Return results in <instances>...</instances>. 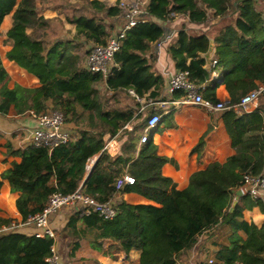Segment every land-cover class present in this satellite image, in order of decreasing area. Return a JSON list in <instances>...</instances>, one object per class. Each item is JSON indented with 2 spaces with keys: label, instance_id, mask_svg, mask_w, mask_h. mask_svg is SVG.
Listing matches in <instances>:
<instances>
[{
  "label": "trees",
  "instance_id": "16d2710c",
  "mask_svg": "<svg viewBox=\"0 0 264 264\" xmlns=\"http://www.w3.org/2000/svg\"><path fill=\"white\" fill-rule=\"evenodd\" d=\"M119 2L111 5L103 0H0V27L8 14L13 17L4 41L12 47L7 57L40 83L36 87L19 83L9 87V73L0 56V114L6 116L12 107L18 115L31 110L40 113L51 105L63 113L67 122L77 125L78 134L53 149L15 148L7 143V156H18L20 161H13L1 173L0 193L4 180L12 192L19 193L16 206L23 222L42 212L53 193L67 195L81 190L98 201H109L130 190V185L117 189L118 179L126 173L137 179L153 160H170L158 154L153 140L139 147V132L127 125L143 116H134L132 107H120L123 95L144 97L146 103L158 101L164 77L155 67L152 45L165 32L158 21L171 19L174 12L188 14L191 23L205 26L210 8H214L216 16H235L215 37L218 64L211 70L206 68V54L212 47L207 34H191L184 25L170 44L168 51L177 70L188 71L198 85L204 84L214 69L232 73L253 54L264 51V15L257 0H148L146 21L126 30L107 76L93 73L82 65L81 48L87 42H108L111 31L122 24ZM57 6L61 7V15H44L45 10ZM55 20L75 24L73 37H52ZM102 82L107 85L103 91ZM183 94L177 90L171 99ZM204 94L218 99L214 88ZM113 99L118 107L110 106ZM158 111L152 109L151 115L159 114ZM223 120L235 154L223 163L213 161L194 172L186 188L174 185L171 199L163 206L117 200L119 212L112 219L95 212L87 214L83 208L72 210L59 227L57 239L27 234L18 228L2 231L13 224V218L0 215V264H52L48 258L60 238L67 242L64 244L70 256L84 245L103 252L101 242L112 240L127 255L139 250L138 264H182V255L194 248L202 235L221 224L231 226L230 243L218 245L215 264H264V225L259 227L244 219V211L256 206L264 213V198L245 194L231 209L243 173L264 172V111L227 109ZM107 135L120 143V152L115 156L104 149ZM256 139L257 144L250 145ZM97 155L87 176L88 165ZM240 231L247 237L243 238Z\"/></svg>",
  "mask_w": 264,
  "mask_h": 264
},
{
  "label": "crops",
  "instance_id": "0c3cea01",
  "mask_svg": "<svg viewBox=\"0 0 264 264\" xmlns=\"http://www.w3.org/2000/svg\"><path fill=\"white\" fill-rule=\"evenodd\" d=\"M103 1L111 5L118 2V0ZM142 1L145 4L148 2V0ZM208 13L209 23L205 26L191 23L188 14H176L172 15V18L165 22L158 21L165 28L163 37L152 45V51L156 54L155 67L164 77V84L158 96V101L152 106H149L147 112H140L141 106L138 105L139 101L134 97L128 96L130 99L126 100L128 103L125 108L128 109L132 107L134 116H143L141 120L135 119L127 125L129 129L135 128L139 132V147L148 142H141V136L145 130L148 118L151 115V110H159L158 113L161 114L162 120L155 129L149 132V138L157 144L158 154L168 157L170 160L167 162H161L157 159L153 160L148 165L145 174L136 179L135 184L130 186L129 191L115 196V201L124 200L130 204L141 203L163 206L171 199L174 185L178 189L186 188L194 172L206 168L213 161L223 163L236 152L232 146L231 138L223 120L224 111L211 112L194 103L174 105L168 102L166 104H161L165 99L168 100L173 97V94H170L168 89L169 77L177 71V68L168 48L177 38L179 30L183 28L184 25L191 34L196 35L204 33L210 37L212 47L209 53L206 54L208 61L206 68L208 70L212 69L211 63L216 57L215 37L224 27L234 21L235 16H216L214 14V8H210ZM44 15L51 18L58 17L61 15V7L57 6L52 9H47ZM12 22L13 17L11 13L5 17L0 27V46H2L0 47V56L3 65L9 73L6 83L9 87H13L17 83L28 87L38 86L40 83L37 77L27 72L17 62L7 57V52L10 51L12 47L5 44L4 41L7 38V33L12 26ZM64 22L67 28L72 32V35H74L76 32V25L67 21ZM119 27L120 23L117 29L111 31V33H116ZM60 36L64 37V33ZM93 44L92 42H87L81 48V53L84 55L82 61L83 66L89 54L88 50L90 51ZM223 71L224 73L220 75L221 78H216L214 72H211L209 79L205 82L206 90L214 88L218 99L237 100L239 95L246 93L251 88L264 82V51L261 50L253 54L232 73L226 74V69H223ZM25 81L29 82L25 83ZM212 83H215V85H212ZM101 86L104 90L107 85L105 82H102ZM255 109L264 111V97L255 103L248 112ZM143 122H145V125ZM36 125L37 121L33 115H31L30 111L18 115L12 107L6 116L0 114V175L11 166L13 161H20V157L18 156H7V143L10 142L15 148L28 147V141ZM66 127L70 130L73 137L78 135L76 131L77 125L74 122L66 121ZM257 142L258 139L254 140L250 145L255 146ZM104 149H107L111 155L115 156L120 152V143L114 137L107 135L105 137ZM98 157L99 155L95 156L90 161L88 172L94 167ZM18 197L19 193L12 192L9 182L4 180L0 193V215L13 218V223L17 225L16 228H18L19 231L27 234H34L36 227L22 224V215L16 206ZM60 213L66 214L67 211H61ZM60 217L62 218V215H60ZM55 218L57 219L58 217L55 216L54 219ZM244 219L249 222H255L259 227L264 225V213L259 206L251 210H245ZM63 220H65L64 217L62 221ZM64 223L61 225H64ZM61 225L57 227H61ZM240 234L243 238L247 237L244 231H240ZM230 235L231 226L229 224L217 226L214 230L202 235L199 243L183 254L180 261L182 264H200L205 261L204 259L207 256H210L211 258L209 257V260L213 259L214 262L209 263L208 260L206 263L215 264L218 245L229 244ZM203 238L204 243L202 244L201 240ZM101 244V250L103 252L93 249L89 245H84V247L79 250L80 253L74 256L68 255L66 257L68 260L67 262L71 264H138L140 261L141 252L139 250H133L127 255L120 249L119 245L112 240H103ZM59 245L60 243L58 240L57 249L60 253Z\"/></svg>",
  "mask_w": 264,
  "mask_h": 264
},
{
  "label": "built area",
  "instance_id": "2783aa9c",
  "mask_svg": "<svg viewBox=\"0 0 264 264\" xmlns=\"http://www.w3.org/2000/svg\"><path fill=\"white\" fill-rule=\"evenodd\" d=\"M260 2L263 4L264 0H257L259 7ZM145 5L146 4L142 0H120L119 7L122 10V24H120L116 33L111 34L106 44H93L84 64L87 70L93 73L99 72L107 76L113 64L114 55L120 49L121 40L125 36L126 30L141 21H146ZM261 10L264 15V9ZM172 15H176V13L173 12ZM217 64L218 59L214 58L211 63L212 68H215ZM213 72L216 78H221L217 70L214 69ZM168 89L170 94H173L177 90H182L184 94L179 99L172 100L170 98L167 101H162L161 104H166L168 102L174 105L194 103L211 112H219L227 109L248 111L255 103L264 97V82H262L254 89L243 94L239 100L209 99L204 94L206 91L205 83L201 85L196 84L190 79L189 72L184 70H177L169 77ZM131 92L134 94L133 91ZM136 100L144 104L141 106L140 112L146 110L151 103H154L152 100L146 103V98L144 97H136ZM30 113L36 119L37 125L32 131L28 146L49 147V149H53L60 144L67 143L73 138L72 133L66 127V120L63 113L54 109L51 105L47 110L40 113H36L33 110H31ZM161 120V114L157 113L152 114L148 118L145 130L141 136V142L150 140L149 132L155 129ZM135 182L136 178L126 173L123 177L118 179L117 189L120 190L125 185H134ZM241 182L239 188L242 190L243 195L251 194L255 197L264 198V172L257 175L243 173ZM63 208L73 211L83 208L85 213L95 212L105 219H112L119 212L114 199L101 202L90 195L84 194L81 190L67 195L56 192L50 196V200L42 212L31 216L26 222H22V224L36 227L35 234L37 236L53 237L57 239V232L55 226L52 224V218ZM16 227L17 225L13 223L11 226H5L2 231H12ZM52 252L48 261L52 264L62 263L63 260L57 249V242L53 245ZM213 262V259L209 260V263Z\"/></svg>",
  "mask_w": 264,
  "mask_h": 264
},
{
  "label": "rangeland",
  "instance_id": "374dc122",
  "mask_svg": "<svg viewBox=\"0 0 264 264\" xmlns=\"http://www.w3.org/2000/svg\"><path fill=\"white\" fill-rule=\"evenodd\" d=\"M261 6L259 7L260 9H263V4H262V2H260L259 3ZM62 33H64V38L66 39V38H70V37H73V35H72V32L67 28V26L65 25V24H62V23H60V20H55V22H53V24H52V30H51V35H52V37H57V36H60ZM0 47H2V46H0ZM217 71L220 73V75H222L223 73H224V71H223V69H220V68H218L217 69ZM29 81H25V83H28ZM22 85V84H21ZM212 85H215V83H212ZM28 87V86H27ZM33 87H36V86H33ZM100 87H102L101 86V84H100ZM251 89H253V88H251ZM250 89V90H251ZM101 91H103V89L101 88ZM110 95V94H109ZM118 98V97H117ZM128 99H130L127 95H123L122 97H121V105L122 106H120V107H125L126 106V104L128 103V102H126V100H128ZM113 101H115L114 99L111 101V103H112V105H110L111 107H118V103H114ZM77 128V127H76ZM67 211V213L66 214H62V213H60L61 211ZM70 211H72V210H70V209H66V208H63V209H60L59 210V212H57L56 214H55V216H57L58 218L56 219H54V217L52 218V224L55 226V228L58 226V225H61L62 223H64L65 222V220L67 219V217H68V214L70 213ZM60 215H62V218L60 217ZM63 215H65V216H63ZM63 217H64V219L65 220H63L62 221V219H63ZM60 227V226H59ZM59 227H57L56 228V232L58 231V229H59ZM61 227H62V225H61ZM215 232V231H214ZM223 234V233H222ZM203 241V242H202ZM59 243H60V245H59V248H60V255H61V258L63 259V261H64V263L65 262H67L68 260L66 259V257L70 254V252H69V250L67 249V246L64 244V243H67L66 241L64 242L61 238L59 239ZM201 243L203 244L204 243V238L201 240ZM133 251V250H132ZM76 253H80V251L78 250ZM67 254V255H66ZM209 257L210 256H207L204 260L205 261H207L208 262V260H209ZM211 258V257H210ZM69 259V258H68Z\"/></svg>",
  "mask_w": 264,
  "mask_h": 264
},
{
  "label": "water",
  "instance_id": "95a60500",
  "mask_svg": "<svg viewBox=\"0 0 264 264\" xmlns=\"http://www.w3.org/2000/svg\"><path fill=\"white\" fill-rule=\"evenodd\" d=\"M92 169L87 173V176L90 175ZM243 195L242 193V190L240 188H238L235 192V198H234V201H233V206L231 209H233V207L236 205V203L238 202V200L240 199V197Z\"/></svg>",
  "mask_w": 264,
  "mask_h": 264
}]
</instances>
